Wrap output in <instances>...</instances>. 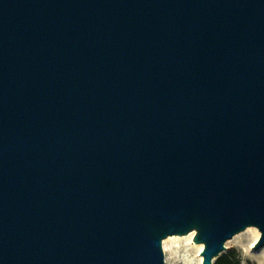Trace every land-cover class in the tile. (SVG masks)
Segmentation results:
<instances>
[{"label":"water","instance_id":"1","mask_svg":"<svg viewBox=\"0 0 264 264\" xmlns=\"http://www.w3.org/2000/svg\"><path fill=\"white\" fill-rule=\"evenodd\" d=\"M264 245V0H0V264H204Z\"/></svg>","mask_w":264,"mask_h":264},{"label":"rangeland","instance_id":"2","mask_svg":"<svg viewBox=\"0 0 264 264\" xmlns=\"http://www.w3.org/2000/svg\"><path fill=\"white\" fill-rule=\"evenodd\" d=\"M248 228L235 234L233 238L226 242V249L214 258L215 263L224 257H229L238 262V264H264V245L260 248L253 247L258 240L255 242L253 240L254 230L243 233ZM257 229L259 230L258 227ZM189 234L169 236L173 237V239L167 244V252H165L166 264H204V257L201 254L202 250L199 247L201 243H196L194 237L192 238ZM260 236L261 231L259 238Z\"/></svg>","mask_w":264,"mask_h":264},{"label":"bare ground","instance_id":"3","mask_svg":"<svg viewBox=\"0 0 264 264\" xmlns=\"http://www.w3.org/2000/svg\"><path fill=\"white\" fill-rule=\"evenodd\" d=\"M251 230H254V237H253V240H254V242L255 241H257L258 240V238H259V235H260V231L257 229V227H249L246 231H244L243 233H245V232H248V231H251ZM194 232H191L190 234H189V236H191L192 238L194 237ZM237 236H239V235H237ZM236 236V237H237ZM235 237V238H236ZM171 239H173V237H169L168 239H166L165 241H163V245H164V249H165V252H167V244H168V242L171 240ZM199 247L201 248V250H203V248H204V245H203V243H201V244H199ZM168 260V259H167ZM215 260V259H214ZM168 262V261H167Z\"/></svg>","mask_w":264,"mask_h":264},{"label":"trees","instance_id":"4","mask_svg":"<svg viewBox=\"0 0 264 264\" xmlns=\"http://www.w3.org/2000/svg\"><path fill=\"white\" fill-rule=\"evenodd\" d=\"M215 264H238V262L229 257H224L223 259L217 261Z\"/></svg>","mask_w":264,"mask_h":264}]
</instances>
